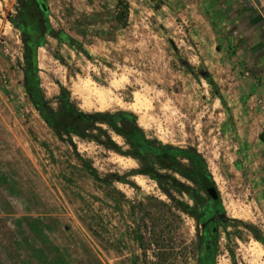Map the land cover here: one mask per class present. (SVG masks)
<instances>
[{
    "label": "rangeland",
    "instance_id": "374dc122",
    "mask_svg": "<svg viewBox=\"0 0 264 264\" xmlns=\"http://www.w3.org/2000/svg\"><path fill=\"white\" fill-rule=\"evenodd\" d=\"M117 1L44 0L51 27L77 42L45 36L37 58L46 98L54 104L62 86L84 111H130L148 136L195 149L225 209L213 264H264V94L208 39L204 16L184 11L190 2L176 11L125 0L121 27ZM19 9L0 0V264H197L201 225L179 206L192 205L187 195L171 189L175 204L149 177L129 175L132 158L74 138L106 180L97 182L34 111L11 23Z\"/></svg>",
    "mask_w": 264,
    "mask_h": 264
},
{
    "label": "trees",
    "instance_id": "16d2710c",
    "mask_svg": "<svg viewBox=\"0 0 264 264\" xmlns=\"http://www.w3.org/2000/svg\"><path fill=\"white\" fill-rule=\"evenodd\" d=\"M20 5L19 15L11 20L12 25L22 34L23 63L21 85L25 96L39 118L54 136L62 143L68 144L75 152L79 164L97 182H106L97 175L90 163L84 161L76 152L74 138L103 146L122 156L132 158L138 168L129 175H143L156 182L161 191L175 204L170 190L188 196L192 205H179L182 212L202 221L209 211L217 210L225 217V209L220 200L214 181L208 171L206 161L193 148H181L162 143L150 137L139 126L137 116L126 110L115 112H87L80 109L72 100L69 91L60 86L53 104L46 98L40 84L38 69V49L45 46V36L61 41L70 47L76 40L64 31H55L48 19V8L44 0H17ZM116 20L121 27L126 26L129 5L125 0L116 4ZM207 83L216 91L217 97L225 105L216 83L211 76H206ZM112 135L119 137L123 145H118ZM264 142V133L259 135ZM185 179L190 185L181 182ZM116 180H121L115 177ZM209 187L216 190L218 198L213 200ZM205 194L207 197H203ZM211 201V203H210ZM214 204V205H213ZM182 206V207H181ZM264 244V239L257 238ZM216 237L208 245L198 247L197 264H213L215 258Z\"/></svg>",
    "mask_w": 264,
    "mask_h": 264
},
{
    "label": "crops",
    "instance_id": "0c3cea01",
    "mask_svg": "<svg viewBox=\"0 0 264 264\" xmlns=\"http://www.w3.org/2000/svg\"><path fill=\"white\" fill-rule=\"evenodd\" d=\"M162 1L176 11L185 9L182 4L189 7L190 2V9L184 11L204 16L208 39L242 63L258 93L264 94V10L259 11L250 0Z\"/></svg>",
    "mask_w": 264,
    "mask_h": 264
},
{
    "label": "flooded vegetation",
    "instance_id": "af4514ba",
    "mask_svg": "<svg viewBox=\"0 0 264 264\" xmlns=\"http://www.w3.org/2000/svg\"><path fill=\"white\" fill-rule=\"evenodd\" d=\"M212 208L213 206L210 205L208 215L202 221L200 220L201 215L199 216L201 225V245L203 246L208 245L210 240H214L219 226L224 224L226 220L221 214L217 212V210L214 211ZM203 224H206L205 227H203ZM214 227H216L215 231H213Z\"/></svg>",
    "mask_w": 264,
    "mask_h": 264
},
{
    "label": "water",
    "instance_id": "95a60500",
    "mask_svg": "<svg viewBox=\"0 0 264 264\" xmlns=\"http://www.w3.org/2000/svg\"><path fill=\"white\" fill-rule=\"evenodd\" d=\"M208 194L213 200H216L218 198V194H217L216 190L214 188H212V187H209ZM205 225L206 224H203V227H205ZM215 230H216V227H214L213 231H215ZM259 242L262 244L261 241H259ZM262 245L264 246V244H262Z\"/></svg>",
    "mask_w": 264,
    "mask_h": 264
},
{
    "label": "built area",
    "instance_id": "2783aa9c",
    "mask_svg": "<svg viewBox=\"0 0 264 264\" xmlns=\"http://www.w3.org/2000/svg\"><path fill=\"white\" fill-rule=\"evenodd\" d=\"M259 11L264 10V0H250ZM264 101V100H263Z\"/></svg>",
    "mask_w": 264,
    "mask_h": 264
}]
</instances>
